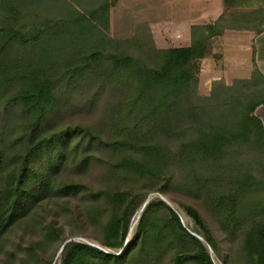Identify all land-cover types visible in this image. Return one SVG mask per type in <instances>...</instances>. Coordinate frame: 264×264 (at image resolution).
<instances>
[{"label":"trees","instance_id":"trees-1","mask_svg":"<svg viewBox=\"0 0 264 264\" xmlns=\"http://www.w3.org/2000/svg\"><path fill=\"white\" fill-rule=\"evenodd\" d=\"M45 1L0 0V242L50 200L81 198L102 248L72 240L61 247V264H215L211 250L229 264L192 205L182 208L196 235L166 202L154 200L126 243L146 183L167 186L179 175L175 185L203 199L228 241L242 239L248 264H264V162L259 176L258 164L242 159L245 148L264 157V126L256 115L264 105V74L254 58L249 79L217 80L207 97L198 94L202 60L217 57L214 41L227 30L261 32L264 9L194 27L189 47L161 49L153 37L144 58L108 35L119 0H63L61 15H33ZM107 92L114 97L106 108V139L91 127L54 128L64 102L78 94L94 105ZM101 144L118 156L113 187L93 191L63 178L78 159L75 166L89 167L91 160L78 156ZM42 236L46 245L63 232L53 224Z\"/></svg>","mask_w":264,"mask_h":264},{"label":"rangeland","instance_id":"rangeland-1","mask_svg":"<svg viewBox=\"0 0 264 264\" xmlns=\"http://www.w3.org/2000/svg\"><path fill=\"white\" fill-rule=\"evenodd\" d=\"M65 1L71 4L78 2V0ZM80 1L81 0H79V2ZM85 1L92 2V0ZM100 1L102 0H93L92 5ZM119 1L110 11L111 28L108 35L113 40L121 43L124 51L137 57L145 58L147 55L146 49L149 46V44H146L152 41L154 33H156V35L159 33L156 37L159 42V46L156 44L158 48L161 46H171L170 36L164 34L160 35V32L152 25L154 23L152 19H154L155 13L148 11V9H153V1L151 4L148 3L145 5L146 7L140 5L139 0ZM62 2L63 0H46L45 2L36 3L35 7L32 8L34 12L33 15L45 17L61 15L64 5V2L63 4ZM77 8L79 11H83L84 9ZM164 32L165 31H163V33ZM148 33H152L153 36ZM213 48H221L218 39L214 41ZM219 54L220 53H217L216 58H218ZM201 72L202 63L200 71V75H202L201 77L199 76L198 94L201 97H207L211 92L214 82L212 81L211 83L210 80L215 74L208 66H206L205 71ZM86 94L88 95V93ZM84 96H79L77 94L70 99L69 103L64 102L63 105L60 106L63 113L55 120L54 128L58 130L70 125L91 127L93 131H96V133H99L106 139L108 137L106 108L111 98L114 97V94L111 92L105 93L101 100L94 105L87 103L88 98ZM77 98H82V101L79 105L75 106V100H78ZM86 144L87 143H85V146ZM237 149L239 150V146H237ZM244 151L246 155L242 157V159L244 158L243 161L248 162V160H251V162L257 163L258 168H255V171L260 176L259 170L263 165L261 162H264V157L258 159L257 157L260 156V154H258L257 151H250L248 148H245ZM83 153H81L78 158L83 157L90 159L91 165L81 169L75 166V163L80 160L78 159L74 165H69L65 168L63 178L65 180L71 179L89 186L93 191L113 187V184H116L115 182L119 177H115V174H111V166L117 161L118 156L103 144L100 145L99 149L91 152L83 150ZM238 159L239 157L235 158L236 161ZM179 178L180 176L177 175L176 180H173L172 183L167 186L166 181L160 182L153 180V182L146 183L145 187L141 190V194L136 198V212L131 218L130 230L126 243L128 244L136 234L144 205L154 200H163L177 212L184 227L193 233V235H196L193 231L196 225L185 213L182 206L192 205L196 207L203 215V218L211 228L214 236L220 242L223 256L228 260L229 264H248V261H246L241 254L242 239H235L234 243H230L226 234L222 232L213 218L209 211L210 208L204 203L203 199L198 196L197 199H195L190 193H187L188 191L175 185V182H180ZM159 189H161V191H158ZM95 203L100 206L102 205V200L95 201ZM83 207L84 203L81 198H56L41 206L37 210L38 215L35 220H32V217L24 220L23 223L14 227L4 240L0 242V264H61V247L63 244L72 240L102 248L98 241L100 238L97 232L98 230L85 219ZM53 224L62 229V239L51 240L46 245H43L42 230L44 226ZM210 252L215 264H225L215 256L212 250ZM169 257L170 255L168 258Z\"/></svg>","mask_w":264,"mask_h":264},{"label":"crops","instance_id":"crops-1","mask_svg":"<svg viewBox=\"0 0 264 264\" xmlns=\"http://www.w3.org/2000/svg\"><path fill=\"white\" fill-rule=\"evenodd\" d=\"M139 1L144 7L153 1V9H148L155 13L152 25L160 35H169L171 38V46H161V49L189 47L194 27L212 25L227 13L264 9V0ZM158 34L154 33V37L159 46L156 38ZM218 42L221 48L214 49L215 54L220 53L218 58L208 57L202 60V72L208 66L215 74L210 80L211 83L219 79L225 80L227 84L236 79H249L253 72L254 58L257 67L264 74V29L258 33L253 30H227ZM256 115L264 126V105L257 109Z\"/></svg>","mask_w":264,"mask_h":264}]
</instances>
